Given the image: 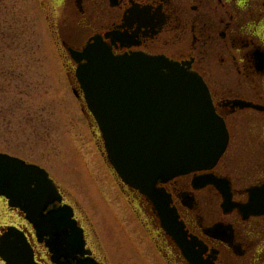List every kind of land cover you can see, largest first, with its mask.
Wrapping results in <instances>:
<instances>
[{"label": "flooded vegetation", "instance_id": "flooded-vegetation-1", "mask_svg": "<svg viewBox=\"0 0 264 264\" xmlns=\"http://www.w3.org/2000/svg\"><path fill=\"white\" fill-rule=\"evenodd\" d=\"M53 3L57 12L52 31L68 63L75 65L72 54L81 53L98 38L115 56H162L189 66L203 79L215 111L225 123L228 145L210 171L177 177L161 188L184 232L204 247V260L264 264V249L259 248L264 240V48L253 46L238 58L235 49H248L251 41L232 32V13L241 22L260 19L254 8L258 0H252L246 12L239 10L237 0L231 6L225 0ZM72 91L80 99V88ZM128 192L153 227L165 264H189L164 233L151 203L137 191ZM0 200L12 218L0 226V239L6 227L15 228L28 244L35 264H55L45 240L38 237L25 214L8 206L3 197ZM71 206L79 222L76 205ZM254 236L258 238L252 239ZM0 264H7L1 254Z\"/></svg>", "mask_w": 264, "mask_h": 264}, {"label": "water", "instance_id": "water-1", "mask_svg": "<svg viewBox=\"0 0 264 264\" xmlns=\"http://www.w3.org/2000/svg\"><path fill=\"white\" fill-rule=\"evenodd\" d=\"M77 61L76 78L97 123L107 161L122 182L145 196L162 228L189 264L204 260V247L183 231L160 184L212 169L224 153L228 134L203 79L189 66L140 53L115 56L94 39ZM0 196L20 209L55 264H100L86 249L73 209L47 172L0 153ZM7 264H35L15 228L2 238Z\"/></svg>", "mask_w": 264, "mask_h": 264}, {"label": "rangeland", "instance_id": "rangeland-1", "mask_svg": "<svg viewBox=\"0 0 264 264\" xmlns=\"http://www.w3.org/2000/svg\"><path fill=\"white\" fill-rule=\"evenodd\" d=\"M4 6L8 24L17 22L25 34L0 55L24 75L0 105V153L49 173L65 201L76 205L87 247L99 263L165 264L147 216L107 161L82 93L80 99L73 94L79 89L75 65L55 43L53 0H4ZM11 221L0 200V226Z\"/></svg>", "mask_w": 264, "mask_h": 264}, {"label": "trees", "instance_id": "trees-1", "mask_svg": "<svg viewBox=\"0 0 264 264\" xmlns=\"http://www.w3.org/2000/svg\"><path fill=\"white\" fill-rule=\"evenodd\" d=\"M6 12L8 9H5L4 0H0V53L1 49L9 50L10 47L8 42L11 41L17 45V42H21L23 40V36L25 31L23 27L21 28L17 22L13 24H8L6 19ZM2 45V46H1ZM6 55H0V105L8 98V88L14 81H18L24 75V70L17 69L14 67L7 66V62L5 61ZM12 86V85H11ZM17 86H14L13 89H17ZM0 113L2 109H0ZM1 129V128H0Z\"/></svg>", "mask_w": 264, "mask_h": 264}, {"label": "clouds", "instance_id": "clouds-1", "mask_svg": "<svg viewBox=\"0 0 264 264\" xmlns=\"http://www.w3.org/2000/svg\"><path fill=\"white\" fill-rule=\"evenodd\" d=\"M225 3L231 6L232 0H225ZM250 4H252V0H237V6L241 12H246ZM254 8L260 19H245L241 22V19L236 17L235 13H232L233 35L251 41L248 49H235V54L238 58H242L243 54L252 50L253 46L264 48V0H258ZM251 238L257 239L258 237L254 236ZM259 248L264 249V240L261 241Z\"/></svg>", "mask_w": 264, "mask_h": 264}]
</instances>
